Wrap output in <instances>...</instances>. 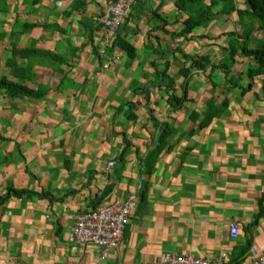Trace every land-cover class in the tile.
I'll use <instances>...</instances> for the list:
<instances>
[{
    "label": "crops",
    "instance_id": "0c3cea01",
    "mask_svg": "<svg viewBox=\"0 0 264 264\" xmlns=\"http://www.w3.org/2000/svg\"><path fill=\"white\" fill-rule=\"evenodd\" d=\"M8 3L0 76L9 42L64 60L33 58L26 85L40 97L0 89V198L26 191L0 201V264H149L164 252L251 264L253 244L264 255V74L251 77L256 65L241 52L229 73L221 68L229 33L255 27L256 47L264 30L235 12L185 37L189 10L178 0H136L116 37L135 47L130 57L119 46L101 53L113 0ZM184 54L215 66L186 76ZM132 195L123 240L108 255L70 241L78 214Z\"/></svg>",
    "mask_w": 264,
    "mask_h": 264
},
{
    "label": "trees",
    "instance_id": "16d2710c",
    "mask_svg": "<svg viewBox=\"0 0 264 264\" xmlns=\"http://www.w3.org/2000/svg\"><path fill=\"white\" fill-rule=\"evenodd\" d=\"M8 1L9 0H0V11L2 10L3 13L9 10ZM246 4V9H240L237 7V0H211L208 4L202 0H178V5L181 9L189 10L188 18L185 20V27L182 31H180L179 35L190 37L196 28L206 26L214 19H227L235 12H238L241 18L248 16L253 24H257V28L259 30H264V0H246ZM216 6H221V8L214 10ZM25 25L30 28L31 26H37L36 24L29 25L27 23H25ZM254 28L255 27H250L242 34H228L230 37L229 48L231 58L228 65L223 63L221 66V68L227 70L226 72H228V70H230L232 65L236 62L235 55L238 52H241L246 57L251 58L256 65V68L249 71L251 77L256 74H264V40L256 47H250L249 45L250 35L254 31ZM2 33L4 34L5 32ZM4 35L2 39H4ZM116 37L109 44L111 45L110 47L119 46L125 49L130 57H135V47L127 41L116 39ZM5 48L7 52L5 66L8 68L9 72L6 75L0 76V89H2L10 97L22 98L25 96H42L43 93H37L26 85V81L30 79L31 76L30 72L33 65L31 62H33V58H35V61H37L38 58H45L49 61L51 60L54 64L63 62L64 59H62V57L54 51H43L35 48L34 46L23 47L15 42L7 43ZM184 56L187 61H190V66L186 68L183 67L180 71L182 74H186V76H188L193 70H204L209 66H215L212 65L210 58L206 55L184 54ZM19 58L25 59L26 63L22 65L19 62ZM163 72L166 74L167 70H164ZM169 83L170 81L168 82V85ZM181 100L182 99H180L179 102H181ZM224 106H227V102H225ZM167 133V128H165L160 134L159 145L156 150L157 154L164 147ZM11 191L19 193V195L26 193L25 190L10 189L6 195L0 198V201L6 200L11 195ZM262 214L263 211L256 218H259Z\"/></svg>",
    "mask_w": 264,
    "mask_h": 264
},
{
    "label": "built area",
    "instance_id": "2783aa9c",
    "mask_svg": "<svg viewBox=\"0 0 264 264\" xmlns=\"http://www.w3.org/2000/svg\"><path fill=\"white\" fill-rule=\"evenodd\" d=\"M135 0H115L102 17L105 39L101 44V53L103 48L109 45L117 36L118 30L123 24L124 19L129 16L130 7ZM111 161L109 166H113ZM135 195L130 196L126 202L114 201L112 203L101 204L94 210L78 214L76 224L69 234L72 242L94 243L100 245L105 255L115 247H118L124 237L125 225L131 215V211L136 206ZM240 232L238 224H232L230 235L237 237ZM250 257L252 264H264V255L256 244L250 248ZM104 255V256H105ZM224 256V255H222ZM222 257L216 260H210L192 254H177L173 252H164L154 262L149 264H222Z\"/></svg>",
    "mask_w": 264,
    "mask_h": 264
},
{
    "label": "bare ground",
    "instance_id": "6f19581e",
    "mask_svg": "<svg viewBox=\"0 0 264 264\" xmlns=\"http://www.w3.org/2000/svg\"><path fill=\"white\" fill-rule=\"evenodd\" d=\"M114 1H115V0H113V3H114ZM135 2H136V0L134 1V3H133V4L131 5V7H130L129 16H130V13H131L132 6L135 4ZM113 3H112V4H113ZM129 16H128V17H129ZM128 17H127V18H128ZM127 18H126V19H127ZM126 19H124V21H125ZM124 21H123V22H124ZM122 240H123V239H122Z\"/></svg>",
    "mask_w": 264,
    "mask_h": 264
},
{
    "label": "rangeland",
    "instance_id": "374dc122",
    "mask_svg": "<svg viewBox=\"0 0 264 264\" xmlns=\"http://www.w3.org/2000/svg\"><path fill=\"white\" fill-rule=\"evenodd\" d=\"M110 163H111V162H110ZM110 163H109V164H110ZM173 253H174V252H173ZM250 259H251V264H252V257H250Z\"/></svg>",
    "mask_w": 264,
    "mask_h": 264
},
{
    "label": "clouds",
    "instance_id": "9594fccd",
    "mask_svg": "<svg viewBox=\"0 0 264 264\" xmlns=\"http://www.w3.org/2000/svg\"><path fill=\"white\" fill-rule=\"evenodd\" d=\"M238 237V236H237ZM235 238V237H234ZM251 248V247H250ZM250 251V250H249ZM249 255H250V253H249Z\"/></svg>",
    "mask_w": 264,
    "mask_h": 264
}]
</instances>
